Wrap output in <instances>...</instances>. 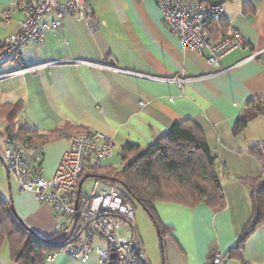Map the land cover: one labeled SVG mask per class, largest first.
<instances>
[{
  "label": "crops",
  "instance_id": "1",
  "mask_svg": "<svg viewBox=\"0 0 264 264\" xmlns=\"http://www.w3.org/2000/svg\"><path fill=\"white\" fill-rule=\"evenodd\" d=\"M17 1L28 0H0V43L20 30L23 15L13 8ZM220 1L227 16L223 32L239 31L246 45L224 56L217 66L208 62V52L190 51L181 44L156 1L95 0V29L75 13H67L59 31L47 34L44 45L22 48L28 65L52 64L0 81V106L21 104L17 122L51 137L42 146L47 179L53 177L67 145L66 139L53 136L56 132L76 134L84 129L105 135L114 142V158L126 143L146 147L174 124L190 121L201 129L221 163L225 206L216 211L207 203L193 208L154 203L165 231L160 251L154 230L146 227L142 214L135 213L133 227L124 226L129 232L125 237L134 232L139 236L150 264H205L215 254L227 257L229 264H264V227L236 249L253 221L249 189L242 179L264 183L260 148L264 115L253 119L241 134L234 133L248 102L264 99V0ZM180 79L185 80L182 85L177 83ZM0 121L1 141L7 135V122ZM257 147L262 156L253 152ZM112 158L103 165H110ZM0 198L40 238L60 232L62 222L51 207L20 191L1 159ZM0 264H14L6 244L0 250ZM52 264L101 263L93 254L86 262L58 255Z\"/></svg>",
  "mask_w": 264,
  "mask_h": 264
},
{
  "label": "built area",
  "instance_id": "2",
  "mask_svg": "<svg viewBox=\"0 0 264 264\" xmlns=\"http://www.w3.org/2000/svg\"><path fill=\"white\" fill-rule=\"evenodd\" d=\"M95 0H28L15 2L13 8L23 15L20 30L0 43V81L33 73L52 63L28 65L22 48L42 46L49 33H57L67 13H75L92 29L98 24L92 3ZM145 1V0H138ZM163 13L170 32L179 38L188 50L208 52V62L218 65L220 59L236 49L245 47L246 41L239 31L223 32L227 16L223 5H211L215 0H154ZM229 1V0H225ZM11 10L5 13L8 21ZM51 17L48 21L47 18ZM259 54L253 56L257 57ZM92 66L124 72L112 65ZM184 79L177 80L179 85ZM1 123V121H0ZM17 127L21 124L17 122ZM67 145L52 178L43 176L42 149L30 146L15 136L6 135L0 141V159L9 177L20 191L33 194L51 207L61 220L60 232L69 243L45 258L52 264L58 255H68L86 262L97 254L101 264H150L139 236L120 234L123 226H132L133 206L120 194L118 188L94 178L91 191L85 193L81 179L88 169L102 166L114 154L111 138L97 132L62 134ZM83 186V184H82ZM114 259H111V256ZM205 264H229L227 257L212 255Z\"/></svg>",
  "mask_w": 264,
  "mask_h": 264
},
{
  "label": "trees",
  "instance_id": "3",
  "mask_svg": "<svg viewBox=\"0 0 264 264\" xmlns=\"http://www.w3.org/2000/svg\"><path fill=\"white\" fill-rule=\"evenodd\" d=\"M21 110V104L0 106V119L7 122L6 133L42 149L51 137L40 136L23 125L17 127ZM261 115H264V99L250 100L235 125V135L244 132L248 124ZM84 132L88 131L80 129L75 133ZM62 134L69 132H56L53 136ZM260 148L264 150V143ZM262 150L257 147L253 152L262 156ZM120 160V170L111 165L90 168L81 181L91 175L118 188L128 203L133 205L136 202L146 210L161 237L165 231L154 211L156 202L177 203L190 208L207 203L216 211L225 206L219 157L193 122L174 124L146 147L126 143L121 149ZM242 182L249 189L253 221L243 231L237 250L253 232L264 227V183L261 179H242ZM68 243V237L61 232L46 239L40 238L13 212L12 205L0 198V250L6 244L14 264H44L49 253ZM110 264L118 263L113 261Z\"/></svg>",
  "mask_w": 264,
  "mask_h": 264
},
{
  "label": "rangeland",
  "instance_id": "4",
  "mask_svg": "<svg viewBox=\"0 0 264 264\" xmlns=\"http://www.w3.org/2000/svg\"><path fill=\"white\" fill-rule=\"evenodd\" d=\"M108 164H110L111 166H113L115 169L120 170L122 168V162L120 160V156L116 155L114 158H112L111 161L108 162ZM94 183V179L93 178H88L84 185H83V192L85 193H89L91 191L92 185ZM133 208H134V213H136V215L142 214L143 219H145L146 223L148 224V226L146 227H152V229L154 230V234L155 237L157 238L158 244H159V251H160V246H161V242H160V235L158 232V229L156 228L154 222L152 221L151 217L149 216V214L146 212V210L138 203H133ZM134 221V220H133ZM144 221V223H145ZM120 234L122 236H128L129 232L126 231V229L124 228V226L122 227V229L120 230Z\"/></svg>",
  "mask_w": 264,
  "mask_h": 264
},
{
  "label": "water",
  "instance_id": "5",
  "mask_svg": "<svg viewBox=\"0 0 264 264\" xmlns=\"http://www.w3.org/2000/svg\"><path fill=\"white\" fill-rule=\"evenodd\" d=\"M210 4H211V5H223V4H224V1L215 0V1H211ZM88 178H93V176H91V175H87V176L83 179V181L80 183L79 191H80V189H81V187H82L83 182H84L86 179H88ZM12 210H13V212L17 215V213H16V211H15V209H14L13 206H12ZM111 259H112V260L114 259V256H113V255L111 256Z\"/></svg>",
  "mask_w": 264,
  "mask_h": 264
}]
</instances>
